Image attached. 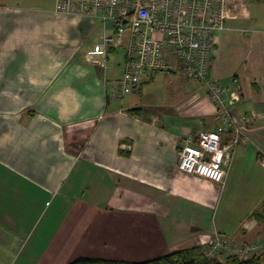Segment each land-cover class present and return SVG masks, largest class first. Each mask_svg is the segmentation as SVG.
Wrapping results in <instances>:
<instances>
[{
    "label": "crops",
    "instance_id": "0c3cea01",
    "mask_svg": "<svg viewBox=\"0 0 264 264\" xmlns=\"http://www.w3.org/2000/svg\"><path fill=\"white\" fill-rule=\"evenodd\" d=\"M27 3L0 0V264H66L93 245L144 261L213 232L264 240V0H225L216 35L210 74L239 97L247 137L223 185L176 168L220 124L203 86L160 106L142 93L156 75L145 74L126 101L112 98L125 55L112 47L91 65L100 24L56 13L57 0Z\"/></svg>",
    "mask_w": 264,
    "mask_h": 264
},
{
    "label": "built area",
    "instance_id": "2783aa9c",
    "mask_svg": "<svg viewBox=\"0 0 264 264\" xmlns=\"http://www.w3.org/2000/svg\"><path fill=\"white\" fill-rule=\"evenodd\" d=\"M55 12L100 24L98 42L88 52L92 66H104L109 48L125 46V66L112 98L137 91L145 74L158 72L181 73L205 88L208 100L220 109V124L198 132L193 145H184L176 168L223 185L234 149L247 142L246 120L234 112L239 97L227 100V89L210 74L216 35L227 18L225 0H57ZM200 247L217 260L264 259V240L241 244L213 232Z\"/></svg>",
    "mask_w": 264,
    "mask_h": 264
},
{
    "label": "rangeland",
    "instance_id": "374dc122",
    "mask_svg": "<svg viewBox=\"0 0 264 264\" xmlns=\"http://www.w3.org/2000/svg\"><path fill=\"white\" fill-rule=\"evenodd\" d=\"M53 1L54 0H28L27 4L32 5V6H38V7L45 6V7L49 8L53 5ZM124 51H125V46L117 47V52H119L121 55L124 53ZM153 74H156L154 77V80L150 83L144 84V87L142 89V91H143L142 93H143V95L154 94L155 96H157L159 99L156 101L155 98H152V101L156 104L158 103L160 106H162V104H163V102H165V100L168 101L170 99H171V103H173V105L180 103L181 101L184 100L185 89H187V92H190L192 90H195V88H199L200 86L202 87V85H200L198 82L186 78L181 73H176L177 74L176 76L169 75L171 73L166 74V73H162V72L153 73ZM150 75H148V76H150ZM176 85L178 86V89L180 90V92L178 94H172V96H171V94H170L171 90L174 89V86H176ZM129 94H131V92H128L126 94V96L124 97L125 101L129 97ZM149 103H151V102H149ZM168 103L169 102L164 103V105H166ZM97 206L99 207V205H97ZM114 223L116 226L119 223V220H116ZM113 239H115V237H113ZM123 248H125V247H114V246L113 247L112 246L104 247V246H102L101 248H99L98 246L93 245L91 247V257L108 259V260L129 259L130 257L125 256V254L122 255L121 250ZM125 249H129V248H125ZM125 249H123V250H125ZM160 250L161 249L159 248L158 251H160ZM152 254H156V252H152ZM152 254H150V255H152ZM140 256H143V255H134L133 257L137 258V259H143ZM138 257H140V258H138ZM137 261H139V260H137Z\"/></svg>",
    "mask_w": 264,
    "mask_h": 264
},
{
    "label": "trees",
    "instance_id": "16d2710c",
    "mask_svg": "<svg viewBox=\"0 0 264 264\" xmlns=\"http://www.w3.org/2000/svg\"><path fill=\"white\" fill-rule=\"evenodd\" d=\"M134 111H138V109H133V112ZM263 260L262 255L253 256L245 260H239L233 256H226L222 260H217L213 257H207L204 254L202 247L194 246L191 248L169 252L156 258L144 261L77 257L66 264H264Z\"/></svg>",
    "mask_w": 264,
    "mask_h": 264
},
{
    "label": "water",
    "instance_id": "95a60500",
    "mask_svg": "<svg viewBox=\"0 0 264 264\" xmlns=\"http://www.w3.org/2000/svg\"><path fill=\"white\" fill-rule=\"evenodd\" d=\"M106 27H107V28L111 27V22H108V23L106 24Z\"/></svg>",
    "mask_w": 264,
    "mask_h": 264
}]
</instances>
